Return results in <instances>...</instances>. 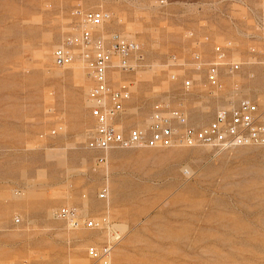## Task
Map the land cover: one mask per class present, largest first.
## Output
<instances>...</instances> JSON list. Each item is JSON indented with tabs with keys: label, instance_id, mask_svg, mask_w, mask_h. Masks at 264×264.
<instances>
[{
	"label": "rangeland",
	"instance_id": "1",
	"mask_svg": "<svg viewBox=\"0 0 264 264\" xmlns=\"http://www.w3.org/2000/svg\"><path fill=\"white\" fill-rule=\"evenodd\" d=\"M77 10L107 13L92 37L110 47L118 34L143 55L107 74L130 92L121 129L147 130L156 103L191 127L244 99L264 114V0H0V264H101L86 248L113 231L110 264H264V147H86L93 80L70 44ZM61 45L73 59L57 67ZM215 46L218 87L206 80ZM61 208L109 228L73 229Z\"/></svg>",
	"mask_w": 264,
	"mask_h": 264
},
{
	"label": "built area",
	"instance_id": "2",
	"mask_svg": "<svg viewBox=\"0 0 264 264\" xmlns=\"http://www.w3.org/2000/svg\"><path fill=\"white\" fill-rule=\"evenodd\" d=\"M81 20L80 32L71 38L73 45L88 65L89 77L93 80L90 91L89 114L93 119V126L88 133L86 147L88 149L106 152L113 148L133 147H173V146H208L219 151H227L245 145L264 147V114L256 104L248 99L236 104L220 108L212 121L208 124L191 127L186 124V114L181 111L167 110L160 103L154 104L147 130L139 128L121 129L117 124L125 102L130 92L125 85L112 88L107 82L108 71L112 68L119 72H130L143 61L139 45L132 40L122 38L118 34H111L110 47L105 45L102 38L94 39L92 29L99 27L109 19V15L102 11H76ZM83 25V27H82ZM74 50L71 46H58L53 51V63L57 67L68 65L73 58ZM224 48L215 46L214 57L206 69V80L212 86L218 87L217 74L223 66ZM193 64L202 63V58L195 53ZM239 68L238 64H227V69L233 72ZM175 79V75L170 76ZM190 79H183L182 87L188 90L192 83ZM181 127L172 129V123ZM177 132H176V131ZM108 187L102 186L98 197L106 199ZM54 216L64 220L69 227L77 229L87 227L94 229L109 228L108 222L103 219H81L72 208H61L54 211ZM18 222V220H16ZM113 234V235H112ZM120 234L112 232L105 243L99 247L95 245L86 248L89 259L101 264H110L112 248Z\"/></svg>",
	"mask_w": 264,
	"mask_h": 264
},
{
	"label": "bare ground",
	"instance_id": "3",
	"mask_svg": "<svg viewBox=\"0 0 264 264\" xmlns=\"http://www.w3.org/2000/svg\"><path fill=\"white\" fill-rule=\"evenodd\" d=\"M82 27H83V25H82ZM53 51H54V50H53ZM52 58H53V53H52ZM72 59H73V58H72ZM222 59H223V58H222ZM222 59H221V60H222ZM71 61H72V60H71ZM70 63H71V62H70ZM70 63H69V64H70ZM199 63H200V62H196V64H199ZM199 65H200V64H199ZM92 88H93V86H92ZM92 88H91V89H92ZM90 91H91V90H90ZM151 114H152V111H151ZM175 124H176V123H175ZM174 127H175V125H174V122H173V123H172V129H173ZM175 131H176V130H175ZM176 132H177V131H176ZM196 146H197V145H196ZM196 146H194V147H196ZM187 147H189V146H187ZM204 147H208V146H204ZM208 148H209V147H208Z\"/></svg>",
	"mask_w": 264,
	"mask_h": 264
}]
</instances>
